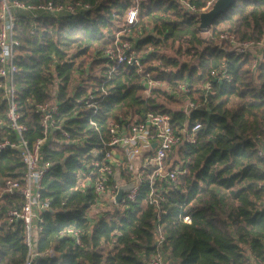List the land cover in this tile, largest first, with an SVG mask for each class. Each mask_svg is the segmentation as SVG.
I'll list each match as a JSON object with an SVG mask.
<instances>
[{
	"label": "trees",
	"instance_id": "16d2710c",
	"mask_svg": "<svg viewBox=\"0 0 264 264\" xmlns=\"http://www.w3.org/2000/svg\"><path fill=\"white\" fill-rule=\"evenodd\" d=\"M19 1L81 2L90 7L67 17L41 16L33 36L28 20L18 23L14 84L29 144L41 137L32 104L55 99L67 111L97 88L106 93L93 116L103 136L108 123L127 116L140 121L150 112L168 115L173 128L199 125L194 144L174 148L186 174L163 189L159 210L149 204V189L142 186L133 202L100 209L95 223L87 214L96 197L80 185L85 151L47 141L41 160L52 166L42 178L40 201L48 199L50 204L40 214L41 222H34L33 237L39 253L52 249L55 255L33 264H148L156 250L163 264H250L252 258L264 263V160L255 142L264 130V48L252 69L250 55H236L235 47L220 39L228 32L238 44L264 43V0H235L213 21L207 37L201 36L199 15L210 0H186L195 12L170 0L141 6L129 38L141 68L119 65L109 78L101 55L121 30L118 23L131 7L129 0ZM220 68L232 77L230 83L210 77ZM145 73L158 85L145 89ZM179 85L189 93L182 95ZM189 102L196 108L186 112ZM90 112L81 110L68 123L75 127L73 135L94 142ZM5 116L0 95L3 122ZM5 137L16 141L14 133L0 128V141ZM24 172L15 151L0 152V264H22L26 258L23 224H9L6 217L9 210L20 209L24 199L2 193L7 179L19 180ZM120 180L128 182L129 173L120 170ZM185 217L189 224L183 222ZM72 225L84 231L81 246L59 236ZM157 226L162 235L158 246Z\"/></svg>",
	"mask_w": 264,
	"mask_h": 264
},
{
	"label": "built area",
	"instance_id": "2783aa9c",
	"mask_svg": "<svg viewBox=\"0 0 264 264\" xmlns=\"http://www.w3.org/2000/svg\"><path fill=\"white\" fill-rule=\"evenodd\" d=\"M131 7L128 9L123 27L116 34L112 46L105 49L101 59L105 61L106 77H110L119 65L141 68L140 56L134 45L129 41L132 28L137 24L138 12L141 6H145L157 0H129ZM178 3L186 11L195 12V7L186 0H170ZM216 0L207 2L203 11H208ZM90 9L89 5L81 2L54 4L49 1L44 4L31 5L19 0H0V95L6 106V122L0 119V128H7L16 136V141L4 138L0 141V152L5 150L15 151L24 165L25 172L19 180L7 179L2 193L19 195L24 199L20 209L13 208L6 214L7 223L21 221L24 227V245L27 249L26 258L22 264H33L38 259H52L55 255L52 249L39 253L35 247L33 237L34 222H41L40 214L49 210L50 201H40L42 178L52 166L50 162L41 160V148L47 141L59 142L74 148L84 150L82 156L81 189H91L96 197L94 208L116 205L115 195L120 185L134 183L131 191L124 194L120 204L133 202L138 190L142 186L149 189V204L159 210L158 199L161 198L163 189H168L177 178L186 174L180 163L174 157V148L180 144H194L199 125L191 127L173 128L168 115L147 113L142 120L137 121L132 116L120 119L118 122H110L106 126V136L99 131L93 116L98 111L99 104L106 93L104 89L97 88L94 93L85 99L76 101L73 107L64 111L57 100L45 103L32 104V111L40 118V135L34 143L24 139L23 134L27 127L21 123L20 107L17 100V91L14 84L17 73L16 57L20 42L17 39L18 23L21 19L30 22L29 34L35 35L39 28L38 20L43 15L67 17L76 15ZM209 33L208 29H201ZM220 39L235 47L236 55L253 58L252 69L261 59L264 43L246 41L238 44L235 37L223 32ZM210 77L218 83H230L232 77L224 68L213 70ZM144 84L155 87L158 82L153 81L149 74L143 76ZM208 89L209 86L206 85ZM54 87L51 91L55 93ZM178 90L182 95L189 91L184 85H179ZM70 97H73L71 92ZM196 108V104L189 102L185 105V111ZM81 110H91L88 118V126L96 133L94 142L81 134L73 135L74 125L68 123L75 118ZM256 151L264 160V130L255 138ZM120 170L128 172L130 180H120ZM161 189V190H156ZM88 216V214H87ZM100 212L96 216L98 218ZM96 220V219H95ZM160 221V211H157L156 222ZM96 222V221H94ZM183 222L190 223V218L185 217ZM84 231L75 228L74 225L59 233V236L70 238L78 246H81V238ZM157 246L162 241L159 227L156 229ZM148 264H163L159 250H156L148 261ZM250 264H264L261 260L251 259Z\"/></svg>",
	"mask_w": 264,
	"mask_h": 264
},
{
	"label": "water",
	"instance_id": "95a60500",
	"mask_svg": "<svg viewBox=\"0 0 264 264\" xmlns=\"http://www.w3.org/2000/svg\"><path fill=\"white\" fill-rule=\"evenodd\" d=\"M235 0H216L212 7L206 11L202 12L199 15V28L200 29H208L213 21L226 10H228L233 4ZM144 88L148 89V84H144ZM134 187V183H128L120 185L117 189L115 195V203L119 205L124 194L128 193Z\"/></svg>",
	"mask_w": 264,
	"mask_h": 264
},
{
	"label": "crops",
	"instance_id": "0c3cea01",
	"mask_svg": "<svg viewBox=\"0 0 264 264\" xmlns=\"http://www.w3.org/2000/svg\"><path fill=\"white\" fill-rule=\"evenodd\" d=\"M99 210H100L99 207H97L89 211L88 216L91 218L92 223H95L94 221H96L95 219H97L96 216L98 215ZM92 214L93 216H91Z\"/></svg>",
	"mask_w": 264,
	"mask_h": 264
},
{
	"label": "rangeland",
	"instance_id": "374dc122",
	"mask_svg": "<svg viewBox=\"0 0 264 264\" xmlns=\"http://www.w3.org/2000/svg\"><path fill=\"white\" fill-rule=\"evenodd\" d=\"M206 12V11H205ZM125 20V19H124ZM120 26H121V28L123 27V24H124V21L123 20H121V21H119V23H118ZM208 30H209V33H206V32H204V31H202L201 32V36L202 37H207L209 34H210V27L208 28Z\"/></svg>",
	"mask_w": 264,
	"mask_h": 264
}]
</instances>
